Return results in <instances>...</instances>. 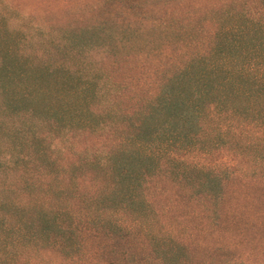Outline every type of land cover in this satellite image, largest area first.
<instances>
[{
  "label": "rangeland",
  "instance_id": "1",
  "mask_svg": "<svg viewBox=\"0 0 264 264\" xmlns=\"http://www.w3.org/2000/svg\"><path fill=\"white\" fill-rule=\"evenodd\" d=\"M0 17L8 33L18 34L14 48L41 62L64 64L79 76L78 85L94 82L87 112L100 118L90 128L73 123L86 104L83 95L71 97L67 102L78 110L63 121L31 117L24 145L0 141V199L31 209L34 200L73 206L85 230L73 248L65 242L59 248L38 246L22 258L30 254L34 264H156L144 249L147 230L179 246L180 263L173 264H264V132L258 126L238 121L229 126L227 118L219 119L228 131L222 143H205L209 152L173 154L183 162L179 166L161 160V172L143 190L155 216L140 218V227L101 231L95 226L98 206L103 219L122 226L139 217L133 209L92 201L113 188L107 169L94 162L113 154L135 131L138 113L163 90L174 66L196 54L213 55L233 34L225 30L234 32L247 19L264 24V0H0ZM51 99L59 106L57 97ZM24 116L11 119L21 124ZM213 174L219 176L218 190L202 191ZM87 212L93 223H83Z\"/></svg>",
  "mask_w": 264,
  "mask_h": 264
},
{
  "label": "trees",
  "instance_id": "2",
  "mask_svg": "<svg viewBox=\"0 0 264 264\" xmlns=\"http://www.w3.org/2000/svg\"><path fill=\"white\" fill-rule=\"evenodd\" d=\"M5 20L0 17V141L4 140L9 147L13 143L24 145L33 129L31 117L47 115L55 121H63L67 112L78 110L67 100L82 95L81 103L86 104V110L79 114L80 120L73 123L93 126L99 117L87 112V106L95 95L94 82L78 80V85L76 77L79 76L64 64L50 63L49 59L41 62L36 56L14 48L12 41L18 34L15 30L12 33L6 31ZM225 31V34H233L226 44L212 49L213 55L196 54L181 66H174L163 90L152 102H147L145 112L138 113L135 131L123 137L113 154L101 156L94 162V167L107 169L105 176L113 185L111 190L92 197L95 206L108 204L107 207H119L124 212L133 209L139 217L134 220L136 224L122 226L117 221L103 219V212H98L103 206H98L95 208V226L101 231L124 233L141 225L140 218H153L155 213L143 196L147 180L161 172V160L175 166L183 164L173 156L175 153L209 152L205 143L212 147L222 143L228 131L225 127L222 129L217 120L227 118L229 126L238 121L258 126L264 132V24L247 19L234 27V32L231 28ZM52 97H57L59 106H54ZM21 112L26 115L21 124H16L11 117H18ZM3 116L7 117L3 119ZM206 120L214 122L213 126H205ZM5 168L11 169L7 165ZM213 175L207 183L201 184L202 191L206 188L207 192L218 190L219 176ZM47 203L34 200L31 209L12 198L0 199V264H34L30 262V254L22 258L24 252L38 246L59 248L64 242L71 245L70 248L78 244L76 239L85 230L79 229L81 222L77 221V208L64 204L51 207ZM88 216L91 215L87 212L83 223H93ZM146 231L148 242L144 243V249L151 255L147 257L149 260L156 264L180 263L182 251L179 246Z\"/></svg>",
  "mask_w": 264,
  "mask_h": 264
}]
</instances>
